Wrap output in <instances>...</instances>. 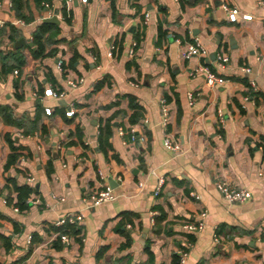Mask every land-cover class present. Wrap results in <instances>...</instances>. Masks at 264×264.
I'll return each mask as SVG.
<instances>
[{"label": "crops", "instance_id": "crops-1", "mask_svg": "<svg viewBox=\"0 0 264 264\" xmlns=\"http://www.w3.org/2000/svg\"><path fill=\"white\" fill-rule=\"evenodd\" d=\"M24 5L22 18L0 0V264H264V0ZM227 8L239 10L236 22ZM44 23L54 28L39 51ZM195 43L207 54L184 58ZM201 65L225 83L208 86ZM220 180L252 198L228 202ZM25 185L33 193L20 210ZM106 186L114 200L83 203ZM79 214L81 232L66 244L56 222Z\"/></svg>", "mask_w": 264, "mask_h": 264}, {"label": "built area", "instance_id": "built-area-1", "mask_svg": "<svg viewBox=\"0 0 264 264\" xmlns=\"http://www.w3.org/2000/svg\"><path fill=\"white\" fill-rule=\"evenodd\" d=\"M73 0H67V2L72 3ZM83 2H87V0H82ZM227 11L229 13V19L231 22H236L237 21V16L239 14V10L237 8H232L229 9L227 8ZM244 20H251L252 17L250 15H244L243 16ZM3 23L0 21V26H2ZM207 54V51L199 44V43H195V44H191L188 45L186 51H184L183 53V57L186 59H190L191 57H198V56H204ZM219 62L220 65L223 67L225 64L228 63L229 58L226 56H219ZM58 69L60 71H63V62L59 61L58 62ZM198 72L202 73L205 75V79L207 82L208 86H214V85H222L225 83V80L217 75L216 73H214L209 67L205 66V65H201L198 67L197 69ZM245 72H250L249 69H245ZM15 75H18V71L14 72ZM84 83V79H79V80H68L67 81V85L70 88H76L78 87V85ZM254 86V84H253ZM45 95L47 97H55V98H59L62 97L63 94H59L57 92H54L52 89H49L45 92ZM46 113L48 115L51 114V110L47 109ZM163 113H164V126H167L168 124V109L167 106L165 105V103L163 102ZM75 114V110L74 108H71L69 112H67V116L68 117H72ZM220 117V123H224V120L222 118V115H219ZM121 134H125L123 130H121ZM130 134H131V140L134 142L136 141V136H135V129H131L130 130ZM143 140V139H142ZM164 147L173 153H180L181 152V146L177 143H174L169 137H166L164 140ZM260 175L262 177H264V170L260 172ZM29 182L33 181V179H29ZM165 184V179L160 178L159 179V186L162 187ZM217 188L220 191V193L224 196V198L230 202V203H241L244 201H247L249 199L252 198V193L251 191L247 190V189H243V188H234L232 186H230L227 182L220 180L217 183ZM115 199V195H114V190L109 187L106 186L104 189L94 192V193H90L88 195H86L82 201L83 203L87 206V207H97L102 205L103 203L112 201ZM203 217L205 216L204 214L202 215ZM83 220V215L79 214V215H69L65 218L60 219L59 221L56 222V225L61 227L64 226L66 224H76V223H80ZM202 228V224H188L186 225V229L189 231H197L199 229ZM61 240L68 244L69 243V237L66 235H62L61 236ZM180 255L182 257V259L186 256V253L181 251Z\"/></svg>", "mask_w": 264, "mask_h": 264}, {"label": "trees", "instance_id": "trees-1", "mask_svg": "<svg viewBox=\"0 0 264 264\" xmlns=\"http://www.w3.org/2000/svg\"><path fill=\"white\" fill-rule=\"evenodd\" d=\"M37 2V4H41L42 1H50V0H35ZM13 3V8L16 12V14L19 17L25 18V16L22 14L23 10H24V0H12ZM54 26L50 25V24H42L39 28V30L37 31L35 37H34V44L38 46V50H43L44 49V36L46 34V32H48L49 30L53 29ZM56 30V29H55ZM35 52V56L38 55V52ZM17 60V64L19 68L23 67L27 62L22 58V56H17L16 57ZM132 108L136 110V118L133 117L132 118V123H137L140 121L141 117H142V111L141 107L139 105H137L136 103L132 104ZM105 137V133H102V137L101 140ZM20 150V147H15L13 149V152L9 158L8 164H7V168L9 169L13 164H15L17 162L18 159V154L17 151ZM18 195H17V202L15 203L16 207H18L20 210H25L27 207V200L29 199L30 195L33 193V189L30 186H22L20 188L16 189ZM12 199L9 200V202H11ZM60 231V235H67V236H78L81 232V228L77 227L75 224H67L63 227H60L59 229ZM180 263V258L176 257L174 259V264H179Z\"/></svg>", "mask_w": 264, "mask_h": 264}, {"label": "water", "instance_id": "water-1", "mask_svg": "<svg viewBox=\"0 0 264 264\" xmlns=\"http://www.w3.org/2000/svg\"><path fill=\"white\" fill-rule=\"evenodd\" d=\"M45 23H56L57 22V19L56 18H52V19H46L44 21ZM24 41H20V43H22ZM112 187V185H110Z\"/></svg>", "mask_w": 264, "mask_h": 264}]
</instances>
